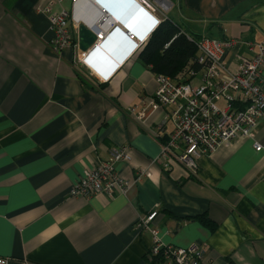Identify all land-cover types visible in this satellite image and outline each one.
I'll list each match as a JSON object with an SVG mask.
<instances>
[{
  "label": "crops",
  "instance_id": "0c3cea01",
  "mask_svg": "<svg viewBox=\"0 0 264 264\" xmlns=\"http://www.w3.org/2000/svg\"><path fill=\"white\" fill-rule=\"evenodd\" d=\"M46 1L0 0V257L7 264H151L152 234L136 223L157 211L162 239L202 245L209 264H264V151L254 145L264 144V121L255 139L202 154L190 174L161 156L174 129L172 106L143 118L129 110L159 86L160 74L139 54L164 15L135 0H64L57 9L69 10L78 46L57 53L39 11ZM171 1L166 18L189 36L240 41L225 58L232 69L264 43V0ZM99 6L118 24L100 47L83 51L80 28L101 17ZM123 145L132 158L116 164L121 175L134 181L148 167L149 176L127 195H70L85 169Z\"/></svg>",
  "mask_w": 264,
  "mask_h": 264
},
{
  "label": "built area",
  "instance_id": "2783aa9c",
  "mask_svg": "<svg viewBox=\"0 0 264 264\" xmlns=\"http://www.w3.org/2000/svg\"><path fill=\"white\" fill-rule=\"evenodd\" d=\"M78 0H72L76 3ZM154 15L166 13L171 9V0H135ZM64 0H47L39 8L50 21L54 37L50 47L57 53L78 46L76 30L70 24L68 9L57 6ZM101 17L89 28L96 40L87 50L94 51L117 26V19L106 8L99 6ZM134 38L131 31H127ZM235 39L204 37L197 40L196 57L199 69L190 70L186 82H177L170 76L160 75L159 86L154 95L146 99L141 107L129 108L133 115L145 117L151 109L161 105H171L167 118L174 129L163 142L162 157L182 164L190 174L196 173L197 161L204 153H210L220 145L238 137L256 138V129L264 121V43H257V52L252 56H239L237 67H228L225 58L231 48L239 45ZM250 49L253 42H247ZM200 79L195 81L197 77ZM224 101V104H220ZM257 151H264V144L255 139ZM131 147L123 145L113 148L110 157L84 170L73 185L70 195L91 197L99 194L114 196L127 195L143 177L149 176L150 168L138 169L134 181L127 179L117 170L120 161L130 162ZM166 170L171 169L165 161ZM158 215L152 211L136 223L139 232L152 234L149 256L159 257L160 264H209L202 245L179 246L165 242L154 221ZM8 259L0 257V264Z\"/></svg>",
  "mask_w": 264,
  "mask_h": 264
},
{
  "label": "trees",
  "instance_id": "16d2710c",
  "mask_svg": "<svg viewBox=\"0 0 264 264\" xmlns=\"http://www.w3.org/2000/svg\"><path fill=\"white\" fill-rule=\"evenodd\" d=\"M197 40L167 17L152 32L139 56L155 73L170 76L177 82H186L190 70L200 68L196 61ZM197 218L210 229H215L216 222L207 215ZM149 260L151 264L161 263L159 257L149 256Z\"/></svg>",
  "mask_w": 264,
  "mask_h": 264
},
{
  "label": "water",
  "instance_id": "95a60500",
  "mask_svg": "<svg viewBox=\"0 0 264 264\" xmlns=\"http://www.w3.org/2000/svg\"><path fill=\"white\" fill-rule=\"evenodd\" d=\"M80 48L87 51L96 40V35L86 26L80 28Z\"/></svg>",
  "mask_w": 264,
  "mask_h": 264
}]
</instances>
